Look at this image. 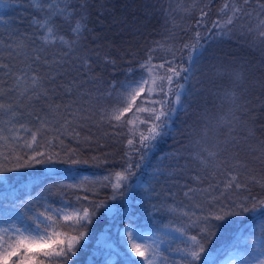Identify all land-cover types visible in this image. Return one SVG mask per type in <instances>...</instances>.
<instances>
[{
	"label": "trees",
	"instance_id": "16d2710c",
	"mask_svg": "<svg viewBox=\"0 0 264 264\" xmlns=\"http://www.w3.org/2000/svg\"><path fill=\"white\" fill-rule=\"evenodd\" d=\"M193 2L194 0H86L83 14L87 31L81 40L84 46L81 52L90 54L88 50H94L99 53V57H94L96 62L93 64L92 75L97 77L96 83L85 84L81 91L86 89L93 96L78 98L74 92L70 97L63 95V89L58 87L59 95L55 102L63 104L78 99L73 107L81 108L80 115L88 118L80 121L82 126L78 128V139L62 136L60 140H63V144L56 140L53 142L54 147L49 148L46 142L52 138L53 133L44 134L42 139L38 137V144L44 145L42 151L59 152L63 158L69 149H75L72 158L81 162L74 165L59 162L33 164L0 175V219L14 218L20 211L14 205L41 201L42 197L54 205H61L65 201L75 203L77 195H88V200L80 201L85 207L102 201L106 207H101L96 212L84 240L77 246L76 255L68 264H129L128 249L121 239L122 229L129 222L139 229L153 230L168 239L171 245L169 250L182 249L186 246L185 236L174 229L183 225L190 237L200 234L203 227L202 224H189L182 217V212L189 207L196 212L197 217L209 216L207 223L214 226V235L206 244L205 253L201 254L200 264H221L231 251L241 247L249 250V243L264 237V208L241 212L235 207L245 198H249V207L251 198H264V187L261 186L264 184V156L260 152L264 147V48L257 47L264 44L260 43L255 31L248 33V27L254 28L256 21L252 20L250 24L247 18L236 21L227 35L220 34L218 29H211L225 0H211L210 7L206 9L208 16L204 18V26L198 27V8L209 3V0H195L197 8L185 12L184 9ZM7 5L0 8V40H7L14 30L33 32L29 23L34 16L39 17L40 13L29 0H7ZM73 6L79 8V3L73 0ZM209 29L211 34H208ZM197 31L200 32L204 54L192 66L193 74L188 81L183 79L187 74H181L180 83L185 84V94L181 97L182 106L176 107L169 130L157 139L147 152L142 166L136 170L128 198L110 199L112 189L101 187L95 181L121 170L128 156L135 162L138 154L127 144V140L132 137L126 129H113L107 122L100 121V109L105 104L101 93L107 89L109 81L123 80L129 66L135 68L138 62L145 60L148 50L155 47L154 42H163L174 34L173 38L167 40V44L172 45L174 50L181 49L184 44L195 42ZM61 32H67L66 25ZM35 35L33 33V38ZM58 50L55 47L49 48L45 55L51 58ZM165 55L160 50L154 53L157 58ZM105 57L115 61V64L104 63ZM186 57L187 50L182 54L178 51L176 63L188 67ZM159 62L160 59L153 61ZM43 71L46 70L42 69ZM236 74L240 75L239 80L235 79ZM75 75V72H71L70 75L58 77L57 84H66ZM8 83L10 85L11 81ZM230 92L237 94V103L242 104L246 110V115L242 116L245 124L238 127L237 134L244 136L252 133L247 144L255 151L242 144V150L231 161L232 164L236 160L241 162L237 167L239 180L247 184L250 191L233 189L214 202L199 196L194 201H189L183 196L182 185L186 182L192 184L190 177L197 173L201 176L207 174L200 161L195 158V153L199 151L196 141L203 142L207 127V146L209 150H214L211 147L216 139L213 126L234 107L227 95ZM21 111L24 115L18 117L16 127L21 136H27L19 125L23 123L31 129L38 127L35 118L46 113L47 105L44 101H33L29 105L25 100ZM237 115L240 113L237 112ZM4 119L6 118L0 116V121ZM224 131L226 129H220L221 133ZM88 137L90 139H86ZM219 138L223 139V135ZM173 171L175 175L170 174ZM252 177L260 183L251 182ZM224 178L218 174L213 183ZM65 184H82L91 191L62 189L60 185ZM207 184L208 180L205 179L203 186L207 187ZM49 187H53L52 193L46 191ZM153 205L162 210L156 211ZM177 205L181 207L176 213L167 211V208ZM223 213L230 214L224 215L223 219H215V215ZM108 244L112 247H107ZM168 252L164 250L163 256L175 259ZM131 256L134 261L140 260L133 254ZM176 258L180 260L182 256Z\"/></svg>",
	"mask_w": 264,
	"mask_h": 264
},
{
	"label": "snow or ice",
	"instance_id": "6c2138e0",
	"mask_svg": "<svg viewBox=\"0 0 264 264\" xmlns=\"http://www.w3.org/2000/svg\"><path fill=\"white\" fill-rule=\"evenodd\" d=\"M29 2L40 13L39 17L34 16L29 23L33 32L14 30L7 40H0V116L6 118L0 121V124H3V127H0V175L13 169L40 163L79 164L81 162L79 159L72 158L75 149H69L62 158L59 152L42 151L44 145L38 144V137L42 139L44 134L53 133L52 138L46 142L49 148L54 147L53 142L56 140L63 144V140H60L62 136L78 139L80 137L78 128L82 126L80 121L88 117L80 115L81 108L73 107L78 103V99L63 104L56 103L58 87L63 89V95L71 97L75 92L78 98L85 96L91 98L93 96L91 92L81 89L85 84L97 81V77L92 73L93 64L96 62L94 57L98 58L99 53L90 49L88 50L90 54L81 52L84 47L81 40L87 31L83 14L86 0H76L79 8L73 6V0ZM210 4L211 0L198 8V27L204 26V18L208 16L206 9ZM7 6V0L0 2V8ZM195 8L197 3L194 0L184 11L190 12ZM219 13L211 29H218L220 34L227 35L232 31L231 26L236 21L247 18L251 24V21L255 20L254 28L249 26L247 31L248 33L255 31L260 43L264 44V0H225ZM65 25L66 33L61 32ZM211 29L208 30V34H211ZM33 33H36L34 38ZM173 36L174 34L165 38L163 42H154L155 47L148 50L145 60L138 62L135 68L129 66L123 80L109 81L107 89L101 93L105 104L100 109V121L107 122L113 129H126L132 137L127 140V144L138 154L135 162L128 156L121 170L95 181L101 187L112 189L110 197L112 200L128 198L133 188L131 180L136 170L142 166L147 152L157 139L169 130L176 107L182 106L181 97L185 94V84L180 83L181 74L186 73L183 79L188 81L193 74L192 66L204 54L199 31L195 34L194 43H186L177 50L167 44V40ZM53 47L59 50L49 58L45 53ZM158 50L166 55L161 58L155 57L154 53ZM184 50H187L188 67L176 63L177 52L182 54ZM154 59H160V62L153 63ZM104 63L114 65L115 61L105 57ZM42 69L46 71L42 72ZM71 72L76 73L72 79L66 84H57L58 77L70 75ZM235 79L239 80L240 75L236 74ZM227 95L234 107L229 109L225 116H221L217 125L213 126L216 139L211 147L214 150H209L207 146L209 131L207 127L204 130L203 142L196 141L199 151L195 153V158L200 161L207 174L201 176L197 173L190 177L192 184L196 186L187 182L182 185L183 196L189 201H194L199 196L214 202L233 189L250 191L247 184L239 180L237 167L241 162L236 160V163L232 164L231 161L235 160L242 150V144L255 151L247 144L252 133L244 136L237 134L238 127L245 124L242 116L246 115V110L242 104L237 103L239 97L235 92ZM25 100L29 105L33 101H44L47 111L36 116L38 127L35 129L21 123L19 128L27 133V136H21L16 122L18 117L24 115L21 109ZM237 112L240 115H237ZM220 129L226 131L221 133ZM220 135H223V139L219 138ZM260 152L264 156V147ZM13 161L15 162L13 168H9L8 164ZM170 174L176 173L173 171ZM218 174L225 178L213 183ZM205 179L208 180L207 187L203 186ZM251 182L260 183L255 177L251 178ZM261 186L264 187V184ZM60 187L73 191H91L82 184H65ZM46 191L52 193L53 187L47 188ZM248 199L245 198L235 207L241 212L254 211L258 207L264 208V198H251L250 207L247 204ZM81 200H88V195L83 197L77 195L75 203L65 201L61 205L49 203L43 197L41 198L43 202L33 201L28 204L21 202L14 205L20 209L18 214L14 218L5 217L0 224V264H68L76 255L77 246L84 240L86 230L96 212L99 208L106 207L102 201L90 203L85 207L80 203ZM180 207V205L169 207L167 211L176 213ZM195 207L199 208L200 205ZM153 208L156 211L162 210L157 205H153ZM227 214L230 213L217 214L215 219H223ZM182 217L189 224L195 226L202 224L203 227L198 234L199 238L198 235L187 236L183 225L174 229L185 236L186 246L178 250L182 253L181 264H200L201 254L205 253L206 244L214 235L212 231L214 226L207 223L209 216L197 217L191 207L182 212ZM121 239L128 249L129 264H158V257L161 255L159 250L161 241L158 237L146 235L129 222L121 232ZM106 246L112 247L111 244ZM131 254L140 260L134 261ZM255 264H264V259L256 260Z\"/></svg>",
	"mask_w": 264,
	"mask_h": 264
},
{
	"label": "rangeland",
	"instance_id": "374dc122",
	"mask_svg": "<svg viewBox=\"0 0 264 264\" xmlns=\"http://www.w3.org/2000/svg\"><path fill=\"white\" fill-rule=\"evenodd\" d=\"M1 16H2V13L0 12V18H1ZM240 21H242V19L238 20V22H240ZM257 47L264 48V45H262V46L258 45ZM14 163H15L14 161L12 163H9L8 167L12 168ZM2 223H3V220L0 219V224H2ZM135 228L143 231L146 235L156 236L161 241V243L159 244V250H160L161 255H160V257H158V264H160V262H162V264H181V259L179 260L176 257L182 256V253L178 250H171V249L169 250L171 245H170V242L168 239H166L162 236H159L153 230H142V229H139L137 227H135ZM124 229L125 228H123L122 230H124ZM247 249H249V250H246L243 247H241V248H238V249L231 251L229 256L221 261V264H233V262H234V264H255L256 260L264 259V237L259 238L258 240H256L253 243H249L247 245ZM164 250H168L169 251L168 253L171 255H174L175 259H169V258L163 256L162 252Z\"/></svg>",
	"mask_w": 264,
	"mask_h": 264
}]
</instances>
